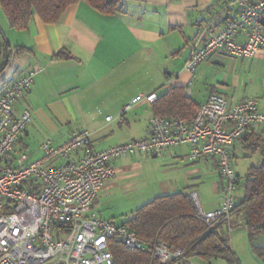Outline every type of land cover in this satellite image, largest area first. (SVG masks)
<instances>
[{"label":"crops","instance_id":"obj_1","mask_svg":"<svg viewBox=\"0 0 264 264\" xmlns=\"http://www.w3.org/2000/svg\"><path fill=\"white\" fill-rule=\"evenodd\" d=\"M238 14L236 0H122V12L114 15L80 2L69 7L57 24H45L35 15L30 28L18 32L10 28L0 7V27L13 51L0 75V96L29 69H38L32 89L15 106L18 115L24 109L32 115L16 152H26L32 162L37 161L43 157L41 147L46 140L59 146L82 131L91 134L88 152L142 140L149 135L153 104L140 102L123 115L122 111L136 96L156 93L161 97L167 88L190 90L186 97L198 107L214 93L231 103L254 99L264 113V89L259 85L249 89L253 84L236 78L233 58L217 54L201 63L195 74L186 70L205 28L211 25L219 31ZM202 39L205 43L206 36ZM62 51L70 58L55 59ZM255 137L264 142V128L251 130L232 149L240 181L237 199L243 196L245 183L238 165L246 178L252 167L262 163L261 149L250 150ZM113 167L116 175L105 183L93 207L106 220L116 222L111 203L120 193L136 191L133 180L137 178L149 180L151 188L144 185L139 201H129L131 212L150 194L155 198L196 194L206 212L220 206L223 181L216 161L191 160L187 146L168 149L161 157L123 158ZM227 228L223 225L221 230L229 232ZM255 259L247 264H264ZM219 262L223 261L211 264Z\"/></svg>","mask_w":264,"mask_h":264},{"label":"built area","instance_id":"obj_2","mask_svg":"<svg viewBox=\"0 0 264 264\" xmlns=\"http://www.w3.org/2000/svg\"><path fill=\"white\" fill-rule=\"evenodd\" d=\"M236 3L237 18L219 31L207 26L205 43L202 36L197 40L186 64L191 74L217 54L252 60L264 50V0ZM37 73V68L29 69L0 96V264H114L112 242L128 251L150 252L162 263L187 262L186 250L144 241L93 209L105 183L116 175L114 162L138 155L161 157L182 146L189 147L193 161L214 159L223 181L221 203L214 211H204L198 196H190L198 218L209 230L245 224L234 216L240 183L232 149L251 130L264 128L257 100L231 103L214 93L191 121L154 116L142 140L88 152L91 134L82 131L59 146L46 140L43 157L32 162L26 152H16L31 124V111L18 115L15 106L32 89ZM158 99L156 93L138 95L122 115L140 102L154 104Z\"/></svg>","mask_w":264,"mask_h":264},{"label":"trees","instance_id":"obj_3","mask_svg":"<svg viewBox=\"0 0 264 264\" xmlns=\"http://www.w3.org/2000/svg\"><path fill=\"white\" fill-rule=\"evenodd\" d=\"M84 2L105 15L122 12V0H0V7L10 28L22 32L30 28L37 15L45 24H57L66 10ZM10 45L0 27V75L7 68L6 55ZM18 52L21 51L17 50ZM64 51L55 59H68ZM186 90L173 88L153 104L155 117H179L193 120L200 107L186 97ZM261 149L262 163L252 167L243 185V196L237 200L235 218L242 217L252 252L259 260L264 259V247L255 246L256 239L264 234V142L255 137L251 142L252 152ZM240 183V181H239ZM123 225L147 242H164L173 249L186 250L187 262L162 263L150 252L128 251L117 242L111 243L114 264H195V261L211 264L223 261L239 264L231 248L229 232L222 231L223 225L209 230L197 216L191 197L184 194L158 197L134 211ZM236 227V228H240Z\"/></svg>","mask_w":264,"mask_h":264},{"label":"rangeland","instance_id":"obj_4","mask_svg":"<svg viewBox=\"0 0 264 264\" xmlns=\"http://www.w3.org/2000/svg\"><path fill=\"white\" fill-rule=\"evenodd\" d=\"M9 53V56L11 57L13 51L10 49ZM230 62H232L231 68L234 70L236 78H238L243 83L247 82L254 85H250L249 89H257L258 85L262 86V88L264 89V53L261 56L255 57L252 60L242 61L240 59H231ZM11 74L15 75V72H12ZM0 86H2V81H0ZM238 172L240 173L242 180L245 182L246 172L242 170L240 164L238 165ZM136 180L137 181L133 180L136 184V191L125 195L120 193V195L114 197L113 202L111 203L112 208L115 212H117V218H115L116 222H114L117 225L124 224L127 220L131 218L132 214L134 213L135 210L131 212V210L129 209V201L134 200V198L135 200L139 201V198L137 196L140 195L141 190L144 188L143 186H151V182L149 180L147 182H144L143 178H137ZM155 197H157V195L150 194L148 198L149 200H144L143 202H141L142 204L135 206V209H138L145 203L153 200ZM231 230L232 231H230L229 233V238L233 245L232 249L233 253L235 254L236 260L241 261V263L244 262L246 264L252 261L255 262L256 259L252 252L246 229L240 227L239 229L234 228ZM254 244L258 247H264V234L258 239H256ZM195 264H201V262L195 261ZM218 264L226 263L219 262Z\"/></svg>","mask_w":264,"mask_h":264},{"label":"water","instance_id":"obj_5","mask_svg":"<svg viewBox=\"0 0 264 264\" xmlns=\"http://www.w3.org/2000/svg\"><path fill=\"white\" fill-rule=\"evenodd\" d=\"M9 61L8 55H6V63Z\"/></svg>","mask_w":264,"mask_h":264}]
</instances>
